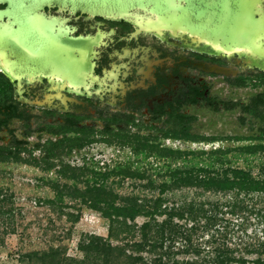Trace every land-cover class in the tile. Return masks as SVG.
I'll list each match as a JSON object with an SVG mask.
<instances>
[{
  "label": "flooded vegetation",
  "instance_id": "1",
  "mask_svg": "<svg viewBox=\"0 0 264 264\" xmlns=\"http://www.w3.org/2000/svg\"><path fill=\"white\" fill-rule=\"evenodd\" d=\"M186 5L0 0V145H10L16 135L27 140L23 153L43 154L51 140L64 142L62 150L72 154L91 149L90 143L70 146L96 128L127 132L147 123L154 134L171 139L167 131L181 134V123L198 121V107L232 111L233 100H219L210 89L219 80L243 87L234 84L237 76L264 72V0L252 9L247 3L260 25L259 55L166 28Z\"/></svg>",
  "mask_w": 264,
  "mask_h": 264
},
{
  "label": "rangeland",
  "instance_id": "2",
  "mask_svg": "<svg viewBox=\"0 0 264 264\" xmlns=\"http://www.w3.org/2000/svg\"><path fill=\"white\" fill-rule=\"evenodd\" d=\"M230 2L233 4L231 8H234L233 20L235 22L236 14L241 11V8L235 5L236 0L234 3L233 0H208L204 4L203 0H198V25L215 24V7L219 15H226L224 8L226 9ZM239 70L235 67L234 74H237ZM254 74L256 75L252 76L253 80L257 78L258 72ZM257 84L229 88L219 80L210 89V93L219 100L227 99L233 100L231 101L233 104L236 102L244 104L250 100L252 95L264 89V83ZM214 103L217 104V101ZM223 106L220 105L219 110L208 107V104L198 107V121L192 123V137L201 138L200 140L215 138L211 142L198 140L184 142L181 139L163 138L154 134V130L149 128L147 123H141V127L129 126L127 132L114 130L105 133L98 131L100 128L94 129L93 141L87 142L90 143L89 151H73L70 156L64 157L65 162L69 163L66 174L61 171L63 165L59 157L51 159L54 163L51 169H46V165L41 160H33L35 157L41 158L42 153L39 151L33 152L32 158L27 157L30 153H23L24 159L28 158L27 160L0 159L1 196L7 198L0 201V205L4 210L13 209L9 215L8 213L0 215V264H31L33 262L25 258V254L31 253L39 257V254L56 248L65 252L67 256L82 258L83 252L79 250L78 243L83 236L86 234L108 236V219L103 217L99 211L88 208L81 194L74 191L76 188L83 191L93 183L95 174L91 171L92 169L109 172L117 163L129 159L135 160L138 146L146 145L147 142L149 145L152 142L158 144L160 142V148L170 146L209 150L225 144L230 145L229 139L238 136L247 137L258 134L259 124L257 122L250 125L239 121L238 118L242 114L240 107L237 106L232 111H228ZM249 118L248 116L247 122ZM31 140L35 142L37 136L31 137ZM32 145L30 144L29 147ZM260 156L264 160V155ZM258 163V160L253 163L255 172L259 170ZM238 164L243 167L246 165L243 160H240ZM74 175L78 177L75 178ZM100 180V182L104 181L113 189L114 194L120 197L117 198L118 203L127 196L152 197L158 194V190L142 186L147 184V179L129 177L121 179V176L110 171L107 178ZM59 190H63V200L58 199ZM167 198L170 204L192 198L208 203L218 201L220 204L216 223L208 228H199L198 234L194 236L195 243L203 248L198 258L206 256L205 251L211 252L217 246H225L233 250V256L247 259L248 262L244 264H255L252 260L257 258L258 254H249L246 248L253 246L248 244H257L258 240L262 239V225L258 223L256 214L240 207L232 212L231 206L225 204L244 198L246 204L251 205L253 201L248 197L240 195L236 198L233 193H202L200 189L187 188L168 192ZM206 206H210V203ZM256 206V208H262L264 200L259 199ZM75 217H78L77 221ZM164 217L165 215H158L157 219L162 220ZM147 219L149 218L140 215L135 222L141 225ZM199 221L200 225H203L206 219L201 218ZM188 223L191 224V221ZM210 239H214L213 244L207 242ZM113 242L117 243L116 240ZM182 244L183 241H179L176 248H181ZM211 254L209 256H213L214 252ZM176 258L191 260L196 258V254L181 253ZM230 264L243 263L232 261Z\"/></svg>",
  "mask_w": 264,
  "mask_h": 264
},
{
  "label": "trees",
  "instance_id": "3",
  "mask_svg": "<svg viewBox=\"0 0 264 264\" xmlns=\"http://www.w3.org/2000/svg\"><path fill=\"white\" fill-rule=\"evenodd\" d=\"M257 83H264V72L259 73L255 80L243 74L234 79L236 86H255L258 85ZM237 106L241 109L242 114L238 119L242 124L251 125L255 122L259 124L257 135L238 136L229 139L230 145L225 144L209 150L170 146L160 148V142L159 144L152 142L150 145L147 142L146 145L138 146L135 160L129 159L117 163L109 172L92 169L95 174L93 183L83 191L77 188L74 191L81 194L88 208L99 211L108 219V236L94 234L83 236L78 243L79 250L83 252L82 258L67 256L57 248L41 253L39 257L31 253L25 254V258L32 261L31 264H230L232 261L244 264L248 262L243 257L233 256V250L225 246L212 247L211 252L205 251L206 256L198 258L203 248L195 243L194 236L198 234L199 228H208L216 223L220 204L218 201L209 202L210 206L207 207L208 202L194 198L170 204L167 198L168 192L194 188L200 189L202 193H233L236 198L243 195L253 201L251 205H247L242 198L225 204L231 206L232 212L240 207L258 217V223L262 225V239L258 240L257 244H248L253 246H248L246 249L249 254H258L257 258L252 260L253 263L264 264V206L256 208L259 199L264 200V160L260 156L264 155V89L252 95L247 103H234V108ZM248 116L250 118L247 122ZM122 125L126 127L127 124ZM181 125L183 128L181 134L171 131L165 134L171 139H181L184 142L197 140L211 142L215 139L193 138L192 123L186 121ZM93 134L94 132L90 131L83 137L75 138L70 148L93 141L90 137ZM26 143L27 140L14 135L10 145H0V159L32 158L30 154L24 159L23 151L27 150ZM39 146L41 144L36 145ZM62 147H65L64 142L57 143L50 140L44 145L45 152L41 158L35 157L33 160H41L46 165V169H51L54 164L51 159L59 157L63 165L61 171L66 174L69 163L65 162L64 157L70 156L71 153L69 150L67 152L62 150ZM240 160L245 161V167L238 164ZM256 160L259 162L258 172L254 171L253 163ZM110 171L121 176V179L125 177L147 179V184L142 186L158 190V194L152 197L127 196L118 203L119 196L114 194L113 189L104 181L100 182L101 178L108 177ZM74 177L78 176L74 175ZM1 193L0 188V196ZM6 199V196L0 197V201ZM58 199L63 200V190L58 191ZM12 211V208L4 210L0 205V215L7 213L9 215ZM140 215L149 218L141 225L135 222ZM158 215L165 217L158 220ZM75 218L77 221L78 217ZM201 218L206 219L203 225H200ZM188 221H191V224ZM114 240L117 243H114ZM179 241H183V244L181 248H176ZM207 242L213 244L214 239ZM191 252L196 254V258L191 260L176 258L178 254ZM212 252H214L213 256H209Z\"/></svg>",
  "mask_w": 264,
  "mask_h": 264
},
{
  "label": "water",
  "instance_id": "4",
  "mask_svg": "<svg viewBox=\"0 0 264 264\" xmlns=\"http://www.w3.org/2000/svg\"><path fill=\"white\" fill-rule=\"evenodd\" d=\"M248 1H250V8L252 9L259 0H236L235 5L241 8V11H239L241 14H238L239 12L236 14L235 22L233 20L234 8H231L233 4L230 2L227 5L228 7L224 8V13L227 12L226 15H219L215 7V24H201L202 26H200L198 25V0H186L187 5L184 7V13L181 16L171 15L169 18H175L176 20L167 25L166 28L174 31L180 29L193 35H200L208 42L218 43L227 50L237 51V48H244L255 51V45H259L260 25L257 19H254L252 10L247 7ZM207 2L208 0H203V4ZM156 12L159 13V10H156ZM160 28L162 26H158V29ZM262 52L264 53V47ZM261 56L264 58V54H261Z\"/></svg>",
  "mask_w": 264,
  "mask_h": 264
},
{
  "label": "bare ground",
  "instance_id": "5",
  "mask_svg": "<svg viewBox=\"0 0 264 264\" xmlns=\"http://www.w3.org/2000/svg\"><path fill=\"white\" fill-rule=\"evenodd\" d=\"M236 49V48H235ZM240 49H242V48H237L236 50L238 51H240ZM228 51H232V50H228ZM234 51V50H233ZM255 54H258L259 55V53H257V51L255 50V51H253ZM251 62H254V63H258L256 60H252Z\"/></svg>",
  "mask_w": 264,
  "mask_h": 264
}]
</instances>
